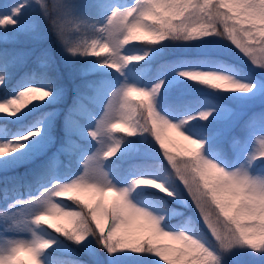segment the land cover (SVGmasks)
Masks as SVG:
<instances>
[{"label": "snow or ice", "instance_id": "obj_1", "mask_svg": "<svg viewBox=\"0 0 264 264\" xmlns=\"http://www.w3.org/2000/svg\"><path fill=\"white\" fill-rule=\"evenodd\" d=\"M36 2L43 8L44 18L51 22L57 39L72 59L93 60L101 69L112 70L124 80L118 85L89 81L78 93L65 117L68 139L61 151L70 153L80 147L77 138L85 130L100 147L87 156L82 175L55 182L39 198L17 200L16 204L9 205V211L2 214L4 238L0 239V264H25L22 253L30 254L34 264H43V254L54 244L36 232V228L45 225L76 245L94 237L109 254L147 253L164 264H219L218 253L236 247L264 254V178L251 175L244 165L227 171L220 163L206 158L203 152L207 140L201 142L194 138L189 128L193 122L210 121L213 112L203 111L173 122L158 110L164 80L148 88L129 82L125 75L130 65L145 62L150 54H122L134 40H147V46H158L168 40L194 42L219 37L230 42L257 70L264 71V0H135L132 6L113 8L103 26L78 21L76 0H56L50 6L44 5L43 0ZM94 6L100 9L99 0ZM30 7L34 5L28 0H17L7 11L0 12V44L13 30L18 34H37L38 19L35 16L25 18ZM72 23H76L75 33L84 28L90 29L93 35L85 34L83 39H75L69 28ZM3 55L4 50L0 48V56ZM39 64L42 69L39 81L36 82L34 74L32 82L26 83L15 96L0 99V113L6 112L8 117L16 118L22 113V107L31 104L27 107L31 109L61 98L63 90L48 75L55 64L51 53L43 51ZM177 75L214 91L253 94L256 89L254 84L213 70L192 68ZM5 81L6 77L0 75V88ZM89 93L99 97L102 111H94L89 106L97 103ZM47 115L54 117L56 114ZM81 121H95V126L85 129ZM44 131V127L34 126L26 133L0 136V162L23 158L17 154H23L29 142L42 140ZM244 131L249 135L264 132V112L254 113ZM117 133H125L127 138L152 136L174 178L183 185L208 236L215 241L216 250L203 235L197 237L190 231L166 230L164 216L135 201L137 189L144 186L143 181L150 180L155 181L151 188L175 199V193L164 182L154 177H137L129 186L117 187L109 179L104 162L121 151L123 140L117 138ZM257 142L259 148L253 159L264 160V136H257ZM238 144L234 139L233 147ZM60 163L59 155L50 161L53 168ZM135 181H141V186L135 187ZM161 186L167 191H161ZM65 196L77 206L73 208L55 201ZM17 204L23 205L24 210L14 211ZM25 233L33 238H16ZM161 239L171 243L160 244ZM68 264L79 262L69 261Z\"/></svg>", "mask_w": 264, "mask_h": 264}, {"label": "rangeland", "instance_id": "obj_2", "mask_svg": "<svg viewBox=\"0 0 264 264\" xmlns=\"http://www.w3.org/2000/svg\"><path fill=\"white\" fill-rule=\"evenodd\" d=\"M17 0H0V12L7 11ZM34 5L25 13V18L35 16L38 19L37 34H18L15 30L4 36L3 43L14 46H26L33 44H47L49 48L56 47V53L63 63L68 76V81L73 92L71 100H68V89L60 88L63 94L59 100H50L44 104H37L47 108L43 115L36 120L27 122L28 117L35 109L22 107V113L11 118L7 113H0V121L26 123L25 128L15 131L13 134L27 132L34 126L45 128L43 139L38 142H29L21 159L9 158L7 163L0 162V173L16 171L32 163L39 162L43 166L41 173L30 174L32 190L27 193H20L13 198L1 196L0 194V239H3L4 221L2 214L9 211V205L16 204L17 200L28 201L39 198L41 193L53 187L57 181L65 182L71 178L83 174V164L87 156L93 155L100 147L93 141L87 131L77 138L80 147L70 153L62 152L68 139L65 130V117L69 108L72 107L79 92L85 89L89 81H105L108 85H118L124 77L109 69H101L99 64L93 60L83 58L72 59L64 50L63 46L52 30L50 21L44 18L43 8L36 0H28ZM56 0H43V4L50 6ZM78 11L75 13L77 20H85L89 24L103 26L107 16L113 8L132 6L135 0H99L100 9L94 6L96 0H76ZM74 33L75 39H83L86 34L91 37L90 29L81 28L75 33L76 23L69 25ZM147 40H134L126 46L122 54L144 55L149 53L145 62L130 65L125 70L129 82L138 83L151 88L160 80L165 81L164 88L158 98V110L161 114L169 117L173 122H179L190 115H196L203 111H212L213 116L208 122H193L189 128V134L198 138L201 142L207 140L203 154L206 158L220 163L227 171H234L244 165L249 173L256 177L264 178V160H254L259 144L257 136H264V132L249 135L244 131V126L254 113L264 112V71H259L250 61L243 56L225 39L211 37L194 42H173L165 41L158 46H147ZM201 48L202 51L218 55L215 58H204L194 56L192 49ZM213 70L225 73L236 78L240 82L254 84L256 89L253 94L230 93L214 91L207 86L189 81L177 75L178 72L186 69ZM86 73V74H85ZM24 87V86H23ZM22 87V88H23ZM110 90V88H109ZM187 91V92H184ZM16 91L12 96H15ZM93 95L97 103L89 106L97 112L102 111L99 104V97ZM32 103H35L33 101ZM135 103V100L133 101ZM87 105L88 102L85 101ZM48 113H55L49 117ZM60 120L59 132L63 137L55 136L53 128ZM82 122V121H81ZM86 128H93L95 121L82 122ZM50 125V126H49ZM228 125V127H227ZM4 125L0 126V136H5ZM117 138L123 140L121 151L109 161L104 162V170L109 174V179L117 187H127L131 180L137 177H154L168 185L175 193V199L166 196L164 193L151 187L142 186L134 194L137 203H143L151 207L158 215L165 217L163 226L166 230L190 231L197 237L207 238L211 246L216 250L217 245L207 234L200 217L192 205L183 185L174 178L167 161L162 156L159 145L150 134L127 138L125 133H117ZM175 136L174 133H168ZM49 136L51 140H49ZM238 140L239 144L233 147V141ZM57 155L61 163L53 168L50 164ZM56 202L67 204L75 208L76 202L67 196L55 198ZM167 202H170L168 205ZM14 211L24 210L23 205H16ZM55 223V221H51ZM38 235L45 239L54 241L53 247L46 250L42 256L43 264H68L69 261H76L79 264H164L159 258L150 254H137L132 252L109 254L94 237H90L84 244L76 245L72 241L60 236L53 229L45 227L36 228ZM18 239L30 240L33 237L25 233L16 237ZM160 244L171 242L161 239ZM222 264H264V254L256 253L248 248L236 247L227 253H218ZM21 259L25 264H34L30 254L22 253Z\"/></svg>", "mask_w": 264, "mask_h": 264}, {"label": "trees", "instance_id": "obj_3", "mask_svg": "<svg viewBox=\"0 0 264 264\" xmlns=\"http://www.w3.org/2000/svg\"><path fill=\"white\" fill-rule=\"evenodd\" d=\"M0 48L4 50V55L0 56V75L6 77L5 85L0 88V99H4L12 96L16 91H20L26 83L32 82L31 78L36 77V82L39 81L42 69L40 68L39 59L41 53L45 50L51 53L55 64L49 70L48 75L55 79L58 88L68 89V100H71L73 92L71 90L70 83L68 81L67 71L59 59L56 53V47L49 48L47 44H33L26 46H14L10 44H0ZM194 56L197 57H217L214 53H208L202 51V49H192ZM19 54L20 58H17ZM187 92V91H184ZM35 111L30 114L27 122L38 119L47 108L43 106L35 105L33 107ZM60 120L56 122L53 128L55 136H59L60 144L62 135L59 133ZM26 123H15L0 121V126L4 125V134H13L15 131L25 128ZM228 127V125H227ZM41 173L43 175L42 163L36 162L25 167H22L16 171H9L7 173H0V194L1 196H8L13 198L15 195L20 193H27L32 190V184L30 174ZM44 176V175H43ZM170 205V202H167Z\"/></svg>", "mask_w": 264, "mask_h": 264}, {"label": "clouds", "instance_id": "obj_4", "mask_svg": "<svg viewBox=\"0 0 264 264\" xmlns=\"http://www.w3.org/2000/svg\"><path fill=\"white\" fill-rule=\"evenodd\" d=\"M143 185L146 186V187H152L155 185V181H143ZM134 186L135 187H140L141 186V181H135L134 182ZM161 191H167V189H164L162 186L160 188ZM169 195H171V193H169ZM230 252V251H228ZM227 253V252H225ZM219 264H222V261H221V258H219Z\"/></svg>", "mask_w": 264, "mask_h": 264}]
</instances>
